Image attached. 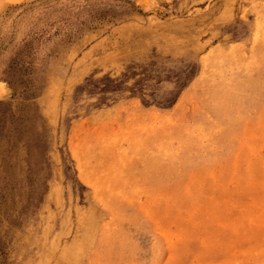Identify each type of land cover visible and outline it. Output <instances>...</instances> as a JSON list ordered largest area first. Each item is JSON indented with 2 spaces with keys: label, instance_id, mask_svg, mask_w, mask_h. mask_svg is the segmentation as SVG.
Listing matches in <instances>:
<instances>
[{
  "label": "rangeland",
  "instance_id": "1",
  "mask_svg": "<svg viewBox=\"0 0 264 264\" xmlns=\"http://www.w3.org/2000/svg\"><path fill=\"white\" fill-rule=\"evenodd\" d=\"M0 264H264V0H0Z\"/></svg>",
  "mask_w": 264,
  "mask_h": 264
}]
</instances>
